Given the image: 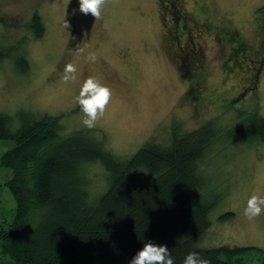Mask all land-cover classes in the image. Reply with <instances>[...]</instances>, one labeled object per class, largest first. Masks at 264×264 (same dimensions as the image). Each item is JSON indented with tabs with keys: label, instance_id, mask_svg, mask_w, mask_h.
Listing matches in <instances>:
<instances>
[{
	"label": "rangeland",
	"instance_id": "1",
	"mask_svg": "<svg viewBox=\"0 0 264 264\" xmlns=\"http://www.w3.org/2000/svg\"><path fill=\"white\" fill-rule=\"evenodd\" d=\"M168 1L108 0L102 19L95 20L79 11L78 0H0V11L19 20L16 28L0 26V42L14 43L27 34L22 50L29 67L23 73L11 59L0 63V112L14 117L20 110L61 115L64 136L86 129L84 114L74 101L83 81L94 76L112 89L113 97L93 135L119 157L132 155L148 139L168 143L174 131L200 130L208 122L213 131L233 134L224 146L218 141L207 151L208 187L218 194L203 244L238 247L230 261L263 264L264 213L249 221L243 210L250 196L264 197V132L254 135L247 128L240 134L228 128L253 115L264 118V42L258 38L261 28L254 26L264 0L180 3L196 18L226 19L249 46L248 52L243 50L245 60L235 57V62L224 63L227 37L220 43L214 32H202L195 39L207 47L201 60L207 64L188 80L167 49L169 20L161 18V11ZM35 8L45 25L37 39L24 25ZM64 16L70 29L63 28ZM89 52L96 53V62L88 61ZM69 62L76 64L77 79L65 84L61 77ZM13 145L12 139L0 138V156ZM85 173L92 189L105 187L100 164H88ZM11 175L0 165V227H7L4 219L10 222L15 211L6 185ZM0 264H10L1 253Z\"/></svg>",
	"mask_w": 264,
	"mask_h": 264
},
{
	"label": "trees",
	"instance_id": "2",
	"mask_svg": "<svg viewBox=\"0 0 264 264\" xmlns=\"http://www.w3.org/2000/svg\"><path fill=\"white\" fill-rule=\"evenodd\" d=\"M18 25L17 17L0 11V26ZM24 25L33 39L45 32L36 8ZM24 35L0 42V63L11 59L23 73L29 68ZM61 117L0 112V138L14 141L0 156L12 172L6 185L16 203L13 218L0 227V253L10 264H129L147 241L166 245L174 264L193 251L210 264H241L230 261L238 247L203 244L218 194L208 187L207 151L233 134L213 131L208 122L200 130L174 131L168 143L148 139L119 157L93 129L61 135ZM247 128L260 136L264 118L253 115L228 129L241 134ZM90 163L103 169L102 190L92 189L85 173Z\"/></svg>",
	"mask_w": 264,
	"mask_h": 264
},
{
	"label": "clouds",
	"instance_id": "3",
	"mask_svg": "<svg viewBox=\"0 0 264 264\" xmlns=\"http://www.w3.org/2000/svg\"><path fill=\"white\" fill-rule=\"evenodd\" d=\"M78 2L80 12L83 14L90 13L95 20H100L108 0H78ZM70 27L69 21L64 16L63 28L70 29ZM87 59L90 62H96V53L89 52ZM61 79L65 84L76 81L77 67L75 63L69 62L65 65ZM112 97L113 91L108 85L101 83L94 76L86 78L74 101L84 114L82 125L88 129L95 128L98 121L104 117ZM262 213H264V197L250 196L243 210L244 217L251 221ZM129 264H174V260L166 245H157L153 241H147L132 257ZM183 264H210V261L201 257L198 252L193 251L185 256Z\"/></svg>",
	"mask_w": 264,
	"mask_h": 264
},
{
	"label": "flooded vegetation",
	"instance_id": "4",
	"mask_svg": "<svg viewBox=\"0 0 264 264\" xmlns=\"http://www.w3.org/2000/svg\"><path fill=\"white\" fill-rule=\"evenodd\" d=\"M182 2L183 0H169L168 4H162L161 18L165 21L169 20V23L165 24V28L168 30L167 37L169 39L167 40L168 52L173 55L175 54L174 59L177 63V67L187 80L193 77V71L195 69L199 70L203 68L204 63L207 64V62L201 61L206 52H203V50L207 47L205 43L195 39L198 38L202 32L203 35L205 33L214 32V34L218 36L217 40L220 39V43L227 37L228 42L226 44V55L223 59L224 63L227 61L235 62V57H239L243 60L247 58H245L243 50H245V52L249 51L248 44L239 31H235L232 26L226 23V19L216 22L215 19L207 17L201 19L196 18L190 12L184 10L182 4H180ZM197 8L202 13H205L202 5H198ZM259 11L260 15H257V21H255L254 26L257 25V27L261 28L262 34L258 38L264 42V5L260 7ZM201 27L204 28L203 31L199 30ZM216 28H218V30L221 29L219 31H221L222 35H219V33L216 34ZM170 57L173 58L172 56ZM192 87L193 85L191 89ZM248 130L257 133L255 130Z\"/></svg>",
	"mask_w": 264,
	"mask_h": 264
}]
</instances>
